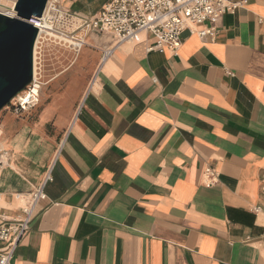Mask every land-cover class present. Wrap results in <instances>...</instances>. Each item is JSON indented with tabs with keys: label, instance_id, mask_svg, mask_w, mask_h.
Returning a JSON list of instances; mask_svg holds the SVG:
<instances>
[{
	"label": "crops",
	"instance_id": "0c3cea01",
	"mask_svg": "<svg viewBox=\"0 0 264 264\" xmlns=\"http://www.w3.org/2000/svg\"><path fill=\"white\" fill-rule=\"evenodd\" d=\"M109 1L61 3L92 17ZM236 1L176 54L143 33L104 58L114 35L91 33L33 120L2 117L4 214L43 191L11 264H264V0Z\"/></svg>",
	"mask_w": 264,
	"mask_h": 264
},
{
	"label": "built area",
	"instance_id": "2783aa9c",
	"mask_svg": "<svg viewBox=\"0 0 264 264\" xmlns=\"http://www.w3.org/2000/svg\"><path fill=\"white\" fill-rule=\"evenodd\" d=\"M241 5L236 0H111L92 17L65 8L61 0H48L41 17L29 22L38 28L34 46L33 77L29 85L6 106L15 113L34 108L44 86L48 47L67 50L78 55L87 45L91 33H111L112 47L103 49L109 57L121 43L136 42L143 33L149 34V50L168 49L173 54L181 46L184 30L201 38L214 39V23L224 13ZM10 153L0 148V172L8 166ZM207 185L218 182L217 172L210 166L204 171ZM264 189V187H263ZM0 192V198H1ZM42 188L23 196L22 216L9 219L0 207V264H11L16 248L27 234Z\"/></svg>",
	"mask_w": 264,
	"mask_h": 264
},
{
	"label": "water",
	"instance_id": "95a60500",
	"mask_svg": "<svg viewBox=\"0 0 264 264\" xmlns=\"http://www.w3.org/2000/svg\"><path fill=\"white\" fill-rule=\"evenodd\" d=\"M48 0H16V16L0 12V111L31 82L38 28Z\"/></svg>",
	"mask_w": 264,
	"mask_h": 264
},
{
	"label": "rangeland",
	"instance_id": "374dc122",
	"mask_svg": "<svg viewBox=\"0 0 264 264\" xmlns=\"http://www.w3.org/2000/svg\"><path fill=\"white\" fill-rule=\"evenodd\" d=\"M14 2L13 0H0V9L2 8V10H5L7 12H12L14 8ZM7 9V10H6ZM49 50L51 51V53H59L62 49H59V48H55V47H49ZM62 52L64 54L60 55V54H57V59L54 60V64L51 65V67H49L50 69H52L51 72H45L46 74V78L44 79H47L49 76L47 75H51V74H54V73H57L61 70H63L65 67H67L71 62L72 60L74 59L75 55L70 53V52H67V51H64L62 50ZM60 57V58H59ZM47 60H50L49 57H46V64H47ZM52 64V63H50ZM48 67H46V69H49ZM66 73H63L58 79H57V83H54L52 85H48V86H43V89H42V92H41V96H40V100H39V103L34 107V111H30V112H27L25 114L22 113V116L24 119H30V120H33L34 117H35V110L37 107H39L42 103V93L44 91H49L50 93L51 92H58V91H61L67 84V75H65ZM53 80V79H51ZM45 84H47V82H45ZM78 91H80L79 88H77ZM8 106V105H7ZM10 112H13L10 108H7L6 106L0 111V125H1V119L2 117L7 114V113H10ZM15 113V112H13ZM21 114V113H20ZM1 135H2V131L0 130V148H4V142L1 140ZM8 151V150H7ZM9 152V151H8ZM10 153V152H9ZM11 155V154H10ZM10 162H11V159H10ZM28 196V194H27ZM21 204L23 205L24 204V200L22 202V200L20 201ZM5 206V202H4V198H3V195L1 196L0 198V207H3Z\"/></svg>",
	"mask_w": 264,
	"mask_h": 264
},
{
	"label": "bare ground",
	"instance_id": "6f19581e",
	"mask_svg": "<svg viewBox=\"0 0 264 264\" xmlns=\"http://www.w3.org/2000/svg\"><path fill=\"white\" fill-rule=\"evenodd\" d=\"M13 1H15V0H13ZM14 4H15V2H14ZM13 9V11L12 12H7V11H5V10H2V8L0 9V12H2V13H5V14H7V15H9V16H16V11H15V9L14 8H12ZM7 10V9H6ZM94 87V86H93ZM22 200V199H21ZM20 200V201H21ZM22 202H23V200H22Z\"/></svg>",
	"mask_w": 264,
	"mask_h": 264
}]
</instances>
